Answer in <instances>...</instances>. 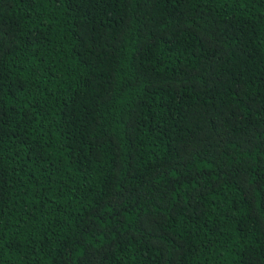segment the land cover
<instances>
[{
	"label": "trees",
	"instance_id": "16d2710c",
	"mask_svg": "<svg viewBox=\"0 0 264 264\" xmlns=\"http://www.w3.org/2000/svg\"><path fill=\"white\" fill-rule=\"evenodd\" d=\"M90 220L99 264H264V0H0V264Z\"/></svg>",
	"mask_w": 264,
	"mask_h": 264
},
{
	"label": "snow or ice",
	"instance_id": "6c2138e0",
	"mask_svg": "<svg viewBox=\"0 0 264 264\" xmlns=\"http://www.w3.org/2000/svg\"><path fill=\"white\" fill-rule=\"evenodd\" d=\"M124 195L125 193L120 191L112 193V197L110 201L100 202L98 207L95 208L89 215L95 216L97 220H103L104 214L101 210L105 208L106 204L110 205L111 207H116V205L123 203ZM113 231H116L114 225H108L106 226V228L102 229L100 225L96 223V221L90 220L87 226L82 229L83 235H81L78 238V241L76 242L81 245H84L85 247V251L81 253L78 264H99L98 260H94L95 253L94 251L91 250V245L85 244V239H84L85 235H91L93 241L98 243V241L95 240L97 234L103 236L105 232H113ZM67 264H71V260H69Z\"/></svg>",
	"mask_w": 264,
	"mask_h": 264
}]
</instances>
